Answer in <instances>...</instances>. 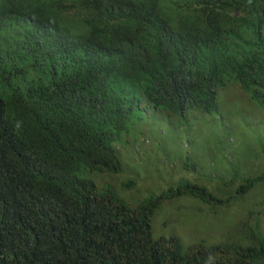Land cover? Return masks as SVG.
Segmentation results:
<instances>
[{"label":"trees","instance_id":"1","mask_svg":"<svg viewBox=\"0 0 264 264\" xmlns=\"http://www.w3.org/2000/svg\"><path fill=\"white\" fill-rule=\"evenodd\" d=\"M206 1L0 0V264H264L257 232L186 247L152 232L163 199L216 212L264 174L225 198L187 182L135 206L80 174L120 172L112 142L147 108L212 114L228 84L264 105V1Z\"/></svg>","mask_w":264,"mask_h":264},{"label":"rangeland","instance_id":"2","mask_svg":"<svg viewBox=\"0 0 264 264\" xmlns=\"http://www.w3.org/2000/svg\"><path fill=\"white\" fill-rule=\"evenodd\" d=\"M237 87L228 84L219 90L212 114L189 109L188 118L179 119L147 108L144 120L129 121L112 142L120 172L80 174L94 179L99 189L109 185L129 206L187 182L214 196L233 194L242 178L264 174V105ZM186 158L194 165L186 166ZM208 209L190 194L163 199L153 213L152 232L173 236L184 247L194 242L248 246L254 244L251 233L257 232L264 247V179L216 212Z\"/></svg>","mask_w":264,"mask_h":264},{"label":"clouds","instance_id":"3","mask_svg":"<svg viewBox=\"0 0 264 264\" xmlns=\"http://www.w3.org/2000/svg\"><path fill=\"white\" fill-rule=\"evenodd\" d=\"M179 0H173V3L174 2H178ZM183 1V0H182ZM195 1V3L201 8V9H203L205 12H211V10H210V8L209 7H207V6H210L209 5V3L206 1V0H194ZM246 1L247 0H235V4H236V6H238V7H240V6H242V5H244L245 3H246ZM264 1V0H263ZM215 5H216V3H215ZM46 22H48V21H46ZM38 35H39V38H41L42 37V35H43V31H41V30H38ZM220 92V91H219ZM219 92H217V97L219 96ZM203 112H205V111H203ZM206 113V112H205Z\"/></svg>","mask_w":264,"mask_h":264}]
</instances>
